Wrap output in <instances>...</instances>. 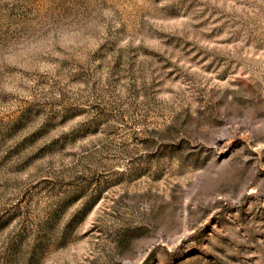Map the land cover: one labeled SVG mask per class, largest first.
I'll list each match as a JSON object with an SVG mask.
<instances>
[{
	"label": "rangeland",
	"instance_id": "obj_1",
	"mask_svg": "<svg viewBox=\"0 0 264 264\" xmlns=\"http://www.w3.org/2000/svg\"><path fill=\"white\" fill-rule=\"evenodd\" d=\"M0 264H264V0H0Z\"/></svg>",
	"mask_w": 264,
	"mask_h": 264
}]
</instances>
